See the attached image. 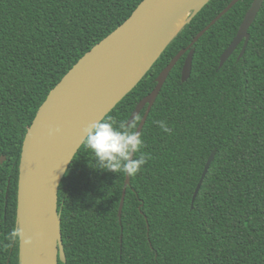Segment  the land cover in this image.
I'll use <instances>...</instances> for the list:
<instances>
[{
    "label": "trees",
    "instance_id": "1",
    "mask_svg": "<svg viewBox=\"0 0 264 264\" xmlns=\"http://www.w3.org/2000/svg\"><path fill=\"white\" fill-rule=\"evenodd\" d=\"M143 0H0V264H20L19 165L26 133L51 90ZM232 0H211L106 117L128 126L156 79ZM254 0H241L170 73L141 133L147 163L126 182L101 169L84 144L59 189L66 263L264 264V4L220 67ZM105 117V118H106ZM171 129L165 133L155 121ZM216 156L195 201L211 154ZM140 153H136L139 156Z\"/></svg>",
    "mask_w": 264,
    "mask_h": 264
},
{
    "label": "water",
    "instance_id": "2",
    "mask_svg": "<svg viewBox=\"0 0 264 264\" xmlns=\"http://www.w3.org/2000/svg\"><path fill=\"white\" fill-rule=\"evenodd\" d=\"M240 1L232 0L187 48L173 58L157 77L155 89L137 104L128 126L132 125L147 107L136 130L142 133L148 116L177 63L189 52L182 70V81L186 82L192 72L194 45ZM209 2L211 0H143L123 24L88 51L51 90L28 129L22 147L19 165L17 227L23 228L26 236L32 237L33 243L30 246H26L23 241L19 243L20 264H59V261L66 263L58 205L59 189L69 166L83 146L82 128L93 122L95 101L104 96V87L108 80L115 78L118 70L127 61L134 58L142 47L170 23L188 11V20L153 62L152 67L172 40ZM263 4L264 0H254L237 36L221 56L220 67L227 62L245 39L239 58L244 55L250 39L248 30L256 20ZM121 100L100 119L105 118ZM54 128H60V133L49 135V129ZM215 156L216 150L206 163L195 190L193 202L200 192ZM6 159V156H1L0 164H3ZM129 185L130 176L126 175L118 213L120 220Z\"/></svg>",
    "mask_w": 264,
    "mask_h": 264
},
{
    "label": "clouds",
    "instance_id": "3",
    "mask_svg": "<svg viewBox=\"0 0 264 264\" xmlns=\"http://www.w3.org/2000/svg\"><path fill=\"white\" fill-rule=\"evenodd\" d=\"M155 123L165 132L171 129L163 120ZM60 128L49 129V135L60 133ZM82 143L95 156L101 169L111 172H123L128 176L137 175L147 163V156L141 149L145 146L141 133L126 126L124 121L117 122L113 117L102 118L88 123L82 128ZM136 153H140L136 156ZM10 246L13 243H23L30 246L31 236H26L24 229L15 227L6 237Z\"/></svg>",
    "mask_w": 264,
    "mask_h": 264
},
{
    "label": "bare ground",
    "instance_id": "4",
    "mask_svg": "<svg viewBox=\"0 0 264 264\" xmlns=\"http://www.w3.org/2000/svg\"><path fill=\"white\" fill-rule=\"evenodd\" d=\"M188 11L170 23L147 45L142 47L134 58L118 70L115 78L109 79L104 87V96L95 101L93 121L99 120L105 112L121 100L142 79L153 62L158 58L170 40L188 20Z\"/></svg>",
    "mask_w": 264,
    "mask_h": 264
}]
</instances>
